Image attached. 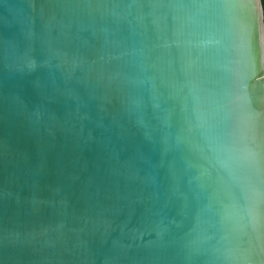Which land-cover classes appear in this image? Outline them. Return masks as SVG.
Returning a JSON list of instances; mask_svg holds the SVG:
<instances>
[{
    "label": "water",
    "instance_id": "water-1",
    "mask_svg": "<svg viewBox=\"0 0 264 264\" xmlns=\"http://www.w3.org/2000/svg\"><path fill=\"white\" fill-rule=\"evenodd\" d=\"M0 264H264L260 0H0Z\"/></svg>",
    "mask_w": 264,
    "mask_h": 264
},
{
    "label": "trees",
    "instance_id": "trees-1",
    "mask_svg": "<svg viewBox=\"0 0 264 264\" xmlns=\"http://www.w3.org/2000/svg\"><path fill=\"white\" fill-rule=\"evenodd\" d=\"M261 8H262V15H263V24H264V0H260Z\"/></svg>",
    "mask_w": 264,
    "mask_h": 264
}]
</instances>
